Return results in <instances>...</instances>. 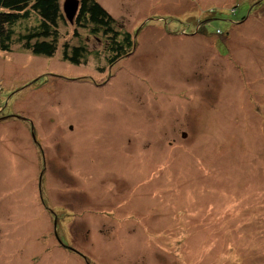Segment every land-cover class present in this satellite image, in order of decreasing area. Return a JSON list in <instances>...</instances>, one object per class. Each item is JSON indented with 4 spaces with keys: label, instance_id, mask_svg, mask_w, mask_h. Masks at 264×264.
<instances>
[{
    "label": "rangeland",
    "instance_id": "obj_1",
    "mask_svg": "<svg viewBox=\"0 0 264 264\" xmlns=\"http://www.w3.org/2000/svg\"><path fill=\"white\" fill-rule=\"evenodd\" d=\"M97 1L133 55L0 56V264H264V0Z\"/></svg>",
    "mask_w": 264,
    "mask_h": 264
},
{
    "label": "trees",
    "instance_id": "obj_2",
    "mask_svg": "<svg viewBox=\"0 0 264 264\" xmlns=\"http://www.w3.org/2000/svg\"><path fill=\"white\" fill-rule=\"evenodd\" d=\"M79 1L72 24L63 9L65 0H0V56L21 47L35 57L53 58L61 49L65 61L79 65L88 54L83 36L102 41L110 67L133 55L140 31L131 33L97 0ZM211 18L218 17L213 15L198 22L203 24ZM69 27H73L71 32ZM66 36L78 45L65 41Z\"/></svg>",
    "mask_w": 264,
    "mask_h": 264
},
{
    "label": "flooded vegetation",
    "instance_id": "obj_3",
    "mask_svg": "<svg viewBox=\"0 0 264 264\" xmlns=\"http://www.w3.org/2000/svg\"><path fill=\"white\" fill-rule=\"evenodd\" d=\"M136 39V38H135ZM97 41V40H96ZM97 43H99V44H102V41H97ZM103 56L105 57V50H104V53H103ZM108 58H109V56H108ZM123 63V61H121L120 63H119V66L121 65ZM57 78H62V77H57ZM110 79H113V77H112V73H111V77L109 76V78L107 79V80H110ZM107 80L105 81V82H103V83H101V84H98V83H96L95 81H91V82H89L87 79H83V80H81V82H82V84H88V85H96L97 87H108V85H107ZM36 81H38V80H36ZM92 82H94L95 84H92ZM81 84V83H80ZM58 106L60 107V108H58ZM65 105L64 104H61V103H59V104H57V105H55L54 107V110H52V111H54L53 112V115L51 116V122H52V127L50 128V132H53V134H61V132L63 131V129H64V126H65V123H64V121H63V112H64V110H61V108L62 107H64ZM63 111V112H62ZM52 134V135H53ZM50 138H53L52 136L50 137ZM50 138H47L48 139V141H45V144L47 145V147H51V145H53V143H54V139H53V142L52 141H50ZM54 213V212H53Z\"/></svg>",
    "mask_w": 264,
    "mask_h": 264
},
{
    "label": "bare ground",
    "instance_id": "obj_4",
    "mask_svg": "<svg viewBox=\"0 0 264 264\" xmlns=\"http://www.w3.org/2000/svg\"><path fill=\"white\" fill-rule=\"evenodd\" d=\"M100 3V2H99ZM219 78L217 77V80ZM223 82H226L225 79H222ZM222 84V83H221ZM220 84V85H221ZM223 86L225 87H222L218 90V86H216V89H217V92L215 94L212 95V98L213 99H216L215 101L217 102V106H220V108L222 109L224 107V105L227 103H234L235 101V97L232 96L233 93H229L230 92V88L228 87L227 84H223ZM215 103V102H214ZM197 106V105H196ZM145 130V128H143ZM146 130H148V128L146 127ZM176 133V131L174 129H167V138L169 140H171L172 142H174V137L172 135H174ZM172 136V138L170 137ZM174 144V143H173Z\"/></svg>",
    "mask_w": 264,
    "mask_h": 264
},
{
    "label": "water",
    "instance_id": "obj_5",
    "mask_svg": "<svg viewBox=\"0 0 264 264\" xmlns=\"http://www.w3.org/2000/svg\"><path fill=\"white\" fill-rule=\"evenodd\" d=\"M80 8L79 0H65L63 9L67 19L73 24ZM136 51V49H135Z\"/></svg>",
    "mask_w": 264,
    "mask_h": 264
},
{
    "label": "crops",
    "instance_id": "obj_6",
    "mask_svg": "<svg viewBox=\"0 0 264 264\" xmlns=\"http://www.w3.org/2000/svg\"><path fill=\"white\" fill-rule=\"evenodd\" d=\"M57 137L60 139V141L62 142V145H65L71 138L70 135H64V134H57ZM67 147V146H66ZM70 147L74 148L76 147V145L70 144ZM92 147L87 148L88 150H90ZM176 150V148H175ZM115 191L110 195L111 197L116 198V196H119L121 194H124V192L122 190H119L116 185H114V187L112 188V190ZM125 222V221H124ZM166 264H172L171 260L168 259ZM175 264V263H173Z\"/></svg>",
    "mask_w": 264,
    "mask_h": 264
}]
</instances>
